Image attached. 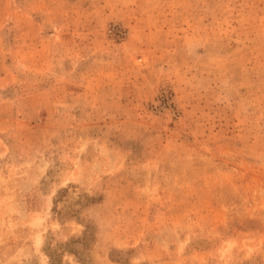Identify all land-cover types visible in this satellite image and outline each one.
Segmentation results:
<instances>
[{"label":"rangeland","instance_id":"1","mask_svg":"<svg viewBox=\"0 0 264 264\" xmlns=\"http://www.w3.org/2000/svg\"><path fill=\"white\" fill-rule=\"evenodd\" d=\"M0 264H264V0H0Z\"/></svg>","mask_w":264,"mask_h":264}]
</instances>
